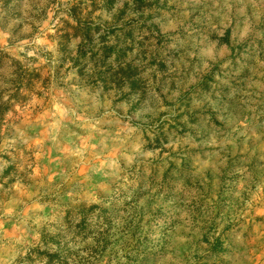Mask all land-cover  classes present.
Masks as SVG:
<instances>
[{
	"label": "rangeland",
	"instance_id": "rangeland-1",
	"mask_svg": "<svg viewBox=\"0 0 264 264\" xmlns=\"http://www.w3.org/2000/svg\"><path fill=\"white\" fill-rule=\"evenodd\" d=\"M0 264H264V0H0Z\"/></svg>",
	"mask_w": 264,
	"mask_h": 264
}]
</instances>
